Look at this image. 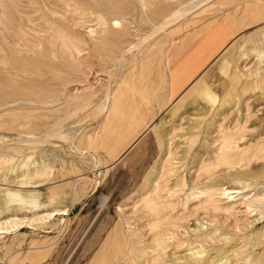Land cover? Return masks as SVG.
Segmentation results:
<instances>
[{
  "label": "rangeland",
  "instance_id": "rangeland-1",
  "mask_svg": "<svg viewBox=\"0 0 264 264\" xmlns=\"http://www.w3.org/2000/svg\"><path fill=\"white\" fill-rule=\"evenodd\" d=\"M11 216L0 264H264V0H0Z\"/></svg>",
  "mask_w": 264,
  "mask_h": 264
},
{
  "label": "bare ground",
  "instance_id": "bare-ground-1",
  "mask_svg": "<svg viewBox=\"0 0 264 264\" xmlns=\"http://www.w3.org/2000/svg\"><path fill=\"white\" fill-rule=\"evenodd\" d=\"M173 33V32H172ZM174 34V33H173ZM172 35V34H171ZM170 35V36H171ZM215 41H217V39H215ZM224 61V60H223ZM225 63V62H224ZM180 65V63H178ZM182 67V65L180 66ZM178 67V68H180ZM259 72V71H258ZM257 77V76H256ZM172 82H173V85H175V82H174V79L172 78ZM197 85V84H196ZM195 85V86H196ZM114 114V115H113ZM115 117V113H114V110L112 109L110 114L106 117V122H110L112 117L113 116ZM112 116V117H111ZM241 141V140H240ZM222 149V148H221ZM223 151V150H222ZM242 151V150H241ZM240 152V151H239ZM240 154V153H239ZM240 157V156H239ZM27 160V159H26ZM259 161V160H258ZM257 162V161H256ZM250 164V163H249ZM242 165V164H240ZM236 166V165H235ZM238 166V165H237ZM248 167V166H247ZM24 180V179H23ZM15 182V181H14ZM239 184V183H238ZM210 189V188H209ZM223 189V188H222ZM226 191V190H225ZM229 191V190H228ZM224 192V190H223ZM202 193V192H201ZM6 197H7V202L8 204H11V203H22V204H28L30 206H32L33 209H37L38 207H40V204L38 203V200L36 198H38L37 196H34L33 194H29V198H23L22 197V194L19 192V191H16V190H8L7 193H6ZM160 202V201H159ZM23 207V206H22ZM8 208V207H7ZM249 209V208H248ZM56 211V209H55ZM65 211V210H64ZM58 212V211H56ZM60 212L58 213H54V211L52 212H49V213H45V214H42L36 218H32L30 219L29 218V222L28 223L29 225H31L32 223H38L40 221H45L47 219H50L52 218L53 216L59 214ZM12 214V213H11ZM63 214V212H62ZM22 219V218H21ZM23 222H20L19 218L16 217V216H11V217H8V218H4V219H1L0 218V237H1V234H6V233H10V232H14ZM43 226V225H42ZM42 247V246H41ZM5 248V247H4ZM39 248V247H37ZM43 248V247H42ZM135 252V251H134ZM28 255V254H27ZM41 256V255H40ZM26 259V258H25ZM28 259L32 260V262L34 261V256H29ZM115 260V259H114ZM26 261V260H25ZM113 261V260H112ZM20 262V261H19ZM22 262V261H21ZM37 262V261H36ZM24 263V262H23ZM30 263V262H29ZM35 263V262H34Z\"/></svg>",
  "mask_w": 264,
  "mask_h": 264
}]
</instances>
